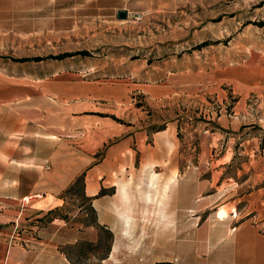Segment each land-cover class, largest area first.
<instances>
[{
  "label": "crops",
  "instance_id": "obj_1",
  "mask_svg": "<svg viewBox=\"0 0 264 264\" xmlns=\"http://www.w3.org/2000/svg\"><path fill=\"white\" fill-rule=\"evenodd\" d=\"M9 13L0 9V18ZM197 46L175 60L156 58L149 68L184 63ZM51 57L36 61L0 53V264H74L66 248L103 229L113 238L104 264H264V223L246 219L238 208L218 216L227 195L220 196L218 188L238 177L222 174L235 159L224 162V155L206 161L208 166L201 158L186 162L176 124L151 133L100 111L101 104H128L135 92L157 101L207 91L212 81L183 69L157 71L153 81L129 75L66 82L60 77L72 70H58L63 60ZM233 71L240 78L245 69ZM235 80L239 92L255 87ZM113 135L121 139L96 161ZM130 152L135 156L129 174L117 176L113 168ZM80 176L94 209L92 225L82 221L83 207L66 195ZM234 189L227 193L236 194Z\"/></svg>",
  "mask_w": 264,
  "mask_h": 264
},
{
  "label": "rangeland",
  "instance_id": "obj_2",
  "mask_svg": "<svg viewBox=\"0 0 264 264\" xmlns=\"http://www.w3.org/2000/svg\"><path fill=\"white\" fill-rule=\"evenodd\" d=\"M11 1L0 2V9L10 11V16L0 18V36L6 37L0 38V53L33 59L74 53L58 64V70H72L61 75L66 82L99 77L123 80L129 75L153 81L159 78L157 71L183 69L198 70L205 81H212V89L207 91L157 101L135 92L128 104H101L100 111L118 124L119 120L127 125L134 122L133 127H144L151 133L176 124L186 162L201 158L206 164L224 155V162L235 159L233 167L222 174L238 177L218 188L220 196L227 194L220 202L223 206L218 216L226 217L238 208L246 219L264 223V0ZM120 11L141 14L142 20L130 16L120 19ZM12 33L17 37H8ZM201 41L212 46L205 48ZM194 44H198L195 52L185 57L184 63L174 61L163 71L155 63L149 68L156 58L170 56L175 60ZM236 67L245 69L244 76L237 77ZM235 78L255 87L248 90L245 86L239 92ZM105 127L109 130V125ZM119 139L117 135L106 138L96 161ZM131 155L135 153L117 161L113 168L117 176L129 174ZM217 171L219 178L222 172ZM239 184L242 186L237 187ZM231 188L236 194L227 193ZM79 192L77 189L70 196L76 199L72 204L83 207L82 221L92 225L95 215ZM230 201L236 202L224 206ZM112 243V234L103 229L90 231L87 241L66 249L74 264H104Z\"/></svg>",
  "mask_w": 264,
  "mask_h": 264
},
{
  "label": "trees",
  "instance_id": "obj_3",
  "mask_svg": "<svg viewBox=\"0 0 264 264\" xmlns=\"http://www.w3.org/2000/svg\"><path fill=\"white\" fill-rule=\"evenodd\" d=\"M209 43L208 42H204L203 43V47H206L208 46ZM201 47V46H200ZM76 54L74 53H65V54H62V55H58V56H52L51 58L52 59H56L58 61H61V60H64V59H67V58H72L74 57ZM84 55H87L84 54ZM36 61H41L42 58H35ZM22 61H25L24 59ZM84 176H80L76 182H74V184L66 191V195H69V196H73L74 194H76L75 192H77V189L80 190L79 194L80 196L83 198V199H86L89 204H90V209L92 211V213H94V209L92 208L91 206V199L90 198H86V196L84 195ZM104 192H102L103 194Z\"/></svg>",
  "mask_w": 264,
  "mask_h": 264
},
{
  "label": "water",
  "instance_id": "obj_4",
  "mask_svg": "<svg viewBox=\"0 0 264 264\" xmlns=\"http://www.w3.org/2000/svg\"><path fill=\"white\" fill-rule=\"evenodd\" d=\"M118 16H119L120 19H127L128 18V12H126V11H120L118 13Z\"/></svg>",
  "mask_w": 264,
  "mask_h": 264
},
{
  "label": "built area",
  "instance_id": "obj_5",
  "mask_svg": "<svg viewBox=\"0 0 264 264\" xmlns=\"http://www.w3.org/2000/svg\"><path fill=\"white\" fill-rule=\"evenodd\" d=\"M128 16L133 17L136 21H141L142 20V15L141 14H129Z\"/></svg>",
  "mask_w": 264,
  "mask_h": 264
}]
</instances>
